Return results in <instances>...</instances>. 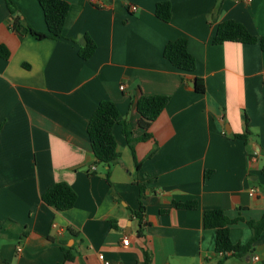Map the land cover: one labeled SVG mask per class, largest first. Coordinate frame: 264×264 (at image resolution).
I'll return each mask as SVG.
<instances>
[{"label": "crops", "instance_id": "crops-1", "mask_svg": "<svg viewBox=\"0 0 264 264\" xmlns=\"http://www.w3.org/2000/svg\"><path fill=\"white\" fill-rule=\"evenodd\" d=\"M63 1L65 39L55 41L14 31L0 0V45L10 53L0 58V264L60 263L61 242L74 249L71 264H103L100 255L109 264H145V255L149 264H264V234L245 259L223 260L216 231L202 222L205 210L245 221L264 212V53L258 44L212 43L229 20L264 37V0ZM12 2L24 23L46 32L36 0ZM161 2L171 6L169 22L155 16ZM85 36L95 44L88 60L78 55ZM179 38L195 59L192 72L163 57ZM141 95L169 98L151 138L137 141L133 155L117 123L120 159L96 165L86 132L92 113L113 102L138 140ZM244 118L245 140L234 137L244 134ZM58 182L77 195L68 211L41 200ZM186 202L196 209L176 206ZM251 236L243 221L229 227L233 244Z\"/></svg>", "mask_w": 264, "mask_h": 264}, {"label": "trees", "instance_id": "trees-1", "mask_svg": "<svg viewBox=\"0 0 264 264\" xmlns=\"http://www.w3.org/2000/svg\"><path fill=\"white\" fill-rule=\"evenodd\" d=\"M9 11V20L14 31L20 32L24 30L35 40H62L65 39L63 31L70 6L63 0H36L43 13L46 32L40 33L33 30L30 26L20 19L18 9L12 0H4ZM155 16L163 21L169 22L171 19V6L168 2L157 3L155 6ZM226 42H234L241 44H258L264 53V37H255L248 30L235 21H225L220 23L213 37L214 45H221ZM95 51L94 42L87 36L80 45L78 55L83 60L91 58ZM10 53L4 46L0 45V58L7 60ZM163 57L177 70L182 72H192L195 69V59L187 49V41L185 38H179L175 41L168 42L163 49ZM193 89L198 94L205 92L204 82L200 78H194ZM169 98L161 95H141L136 102V111L139 115L138 126L143 134L138 140L132 138V132L126 122L119 121V112L115 104L108 100L101 101L92 113L86 128L90 147L95 158L96 165L110 166L117 163L120 154L117 151V144L113 136V127L120 123L122 133L126 139L127 145L134 155V144L137 141H146L151 138L148 133L149 127L159 115L163 112ZM244 134L235 135V138L245 140L249 135L248 120L244 118ZM135 160L137 172L140 170L141 164ZM264 171V169H263ZM208 175V173H207ZM140 199L144 196V187L139 185ZM77 199L74 190L65 182H58L50 186L41 195L44 204L54 208L59 212L70 210ZM181 209H196L195 202H186L176 204ZM142 210L140 203L139 211ZM139 220V227L142 226L140 213H135ZM243 221L250 228L252 236L246 244H233L229 237V227ZM204 229H214L216 231L215 252L223 256V260L227 258H235L238 260L245 259L251 252L252 245L264 234V212L259 220L245 221L241 218L230 219L221 210H205L202 216ZM140 233V231H139ZM60 249L63 253V261L57 264H71L74 262L75 254L72 247H66L64 242L60 243ZM145 264H149L148 256L145 255ZM222 264V262L220 263Z\"/></svg>", "mask_w": 264, "mask_h": 264}, {"label": "built area", "instance_id": "built-area-1", "mask_svg": "<svg viewBox=\"0 0 264 264\" xmlns=\"http://www.w3.org/2000/svg\"><path fill=\"white\" fill-rule=\"evenodd\" d=\"M247 1H251V0H247ZM89 2H91V3H97V0H89ZM130 10H131L132 12H134V11L136 10V7H133V6H132V7H130ZM120 89L122 90V89H123V86H121ZM92 169H94V168H92ZM253 193H254V191L251 190L250 194L252 195ZM53 228H56V226L53 225ZM128 242H129L128 239L125 238V239L122 241V244L125 245V246H127V245H128ZM18 251H20V250L18 249ZM99 259L102 261L103 264H109V262H108L107 260L104 259V256L100 255V256H99ZM254 260H258V258H257V257H254Z\"/></svg>", "mask_w": 264, "mask_h": 264}]
</instances>
